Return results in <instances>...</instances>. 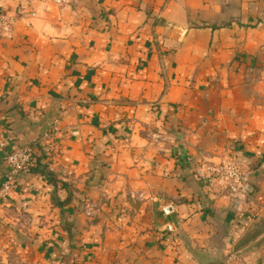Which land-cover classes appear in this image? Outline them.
Wrapping results in <instances>:
<instances>
[{
  "label": "crops",
  "instance_id": "crops-1",
  "mask_svg": "<svg viewBox=\"0 0 264 264\" xmlns=\"http://www.w3.org/2000/svg\"><path fill=\"white\" fill-rule=\"evenodd\" d=\"M0 12V180L35 148L0 202V264H264L237 248L264 213V0ZM226 158L238 193L213 180Z\"/></svg>",
  "mask_w": 264,
  "mask_h": 264
},
{
  "label": "built area",
  "instance_id": "built-area-1",
  "mask_svg": "<svg viewBox=\"0 0 264 264\" xmlns=\"http://www.w3.org/2000/svg\"><path fill=\"white\" fill-rule=\"evenodd\" d=\"M57 4L63 5L70 0H54ZM11 26V20L0 12V30L7 31ZM58 121L55 122L52 130L45 133L43 139H51L58 131ZM35 148L33 146H19L6 153L7 173L0 180V202L7 199L10 193L16 188L18 178L22 172L33 165ZM214 181L222 183L226 189L238 193L245 189L248 183V171L240 162L232 158H226L217 166L210 168ZM172 206H168L167 213L172 212ZM171 230V227H169Z\"/></svg>",
  "mask_w": 264,
  "mask_h": 264
},
{
  "label": "rangeland",
  "instance_id": "rangeland-1",
  "mask_svg": "<svg viewBox=\"0 0 264 264\" xmlns=\"http://www.w3.org/2000/svg\"><path fill=\"white\" fill-rule=\"evenodd\" d=\"M237 248L245 249L243 254L257 250L264 251V213L257 216L238 243Z\"/></svg>",
  "mask_w": 264,
  "mask_h": 264
},
{
  "label": "trees",
  "instance_id": "trees-1",
  "mask_svg": "<svg viewBox=\"0 0 264 264\" xmlns=\"http://www.w3.org/2000/svg\"><path fill=\"white\" fill-rule=\"evenodd\" d=\"M39 169V168H38Z\"/></svg>",
  "mask_w": 264,
  "mask_h": 264
}]
</instances>
